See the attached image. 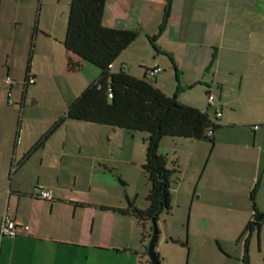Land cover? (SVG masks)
<instances>
[{
  "label": "crops",
  "instance_id": "obj_1",
  "mask_svg": "<svg viewBox=\"0 0 264 264\" xmlns=\"http://www.w3.org/2000/svg\"><path fill=\"white\" fill-rule=\"evenodd\" d=\"M69 1L0 0V220L7 215L28 226L14 238L0 236V264H140L146 253L143 231L133 215L114 210L127 209L129 203L146 207V202H138V194L131 198L129 193H119L112 174L114 157L137 165L130 152V136L122 129L65 117L68 105L99 74L98 68L68 54L63 45ZM166 3L106 0L102 21L135 31L152 21L160 25ZM161 34L170 49L160 45L159 38L152 43L147 35L141 44L136 37L114 65L149 77L165 94H175L180 102L203 111L210 107L207 93L214 95L210 117L218 107L217 130L224 139L218 143L214 131L211 147L219 154L214 168L221 172L217 186L232 195L224 178L235 174L239 200L231 198L239 206L227 212L241 222L236 241L242 239L241 253H247L252 239L260 246L264 230V0H170ZM28 36L29 68L26 71L27 58L21 73L13 56L18 42ZM37 42L40 48L35 50ZM140 46L149 52L147 61L138 59L142 70L133 71L125 52L142 58ZM39 53L43 68L37 70L33 62ZM68 55L80 64L78 70H67ZM207 64L208 73H204ZM156 67L160 71L153 72ZM167 72L176 82L171 93L164 89ZM7 75L14 84L4 81ZM44 76L55 84L43 86ZM28 78L34 82L24 83ZM195 85L204 89L206 98L181 100L180 92ZM162 139L159 151L167 152ZM196 141L201 140H173L172 162L180 175L190 165L195 147L205 152ZM184 145L185 150L179 149ZM195 164L200 168L199 160ZM204 181L209 187L208 175ZM35 185L50 190L52 197L32 196ZM198 186L195 183L194 190ZM253 188L260 225L246 230L257 213L250 200Z\"/></svg>",
  "mask_w": 264,
  "mask_h": 264
},
{
  "label": "trees",
  "instance_id": "obj_2",
  "mask_svg": "<svg viewBox=\"0 0 264 264\" xmlns=\"http://www.w3.org/2000/svg\"><path fill=\"white\" fill-rule=\"evenodd\" d=\"M105 1H69L63 45L68 54L98 68L99 74L68 105L65 117L122 129L126 134L132 131L146 133L143 139L145 159L141 165L149 182L146 207L138 208L129 203L127 209L114 210L133 215L143 234L147 231L150 236V220L157 221L160 214L171 211L172 178L180 179L178 166H174V162L168 166L166 157L159 153L160 140L172 137L213 143V133L219 128L218 117L215 114L210 117L207 111L180 102L175 94H165L145 75L138 77L121 66L115 67L118 56L136 39L138 33L132 29L104 25ZM169 5L170 0H167L159 33L166 27ZM148 39L153 43L156 35L148 36ZM29 62L30 58L26 71ZM109 64L113 67L110 68ZM66 67L68 71H76L80 64L72 61L68 55ZM24 83H28L27 79ZM60 123L61 120L55 122L52 129ZM254 191L255 188L251 191L250 200L257 212ZM146 225H149L148 230ZM252 225L256 223L248 222L246 230L251 229ZM243 260L248 264L246 252Z\"/></svg>",
  "mask_w": 264,
  "mask_h": 264
},
{
  "label": "rangeland",
  "instance_id": "obj_3",
  "mask_svg": "<svg viewBox=\"0 0 264 264\" xmlns=\"http://www.w3.org/2000/svg\"><path fill=\"white\" fill-rule=\"evenodd\" d=\"M62 7L63 5H60L59 9H62ZM44 8H46L45 5ZM66 13H68V9H66ZM47 24L49 25V23H46L41 24V26ZM141 29L137 28L136 30L138 32L137 40H140L141 44H143V40H148L147 35L155 34L157 41L159 38V44L166 49H170L171 44H168L167 41H165V35L160 37L162 34L158 32L159 24H157V22L152 21L147 24L144 29ZM55 30L56 32H59L58 22L56 23ZM145 31H149V33H146ZM30 43L31 40L29 36L21 39L18 42L16 53L13 56L16 62V68L21 73L24 72L25 62L28 58L31 47ZM39 44L40 43L37 42V48L35 50L40 48ZM140 47L142 48V58H138V55L129 53L128 51L125 52L132 61L131 66L134 67L133 71L142 70V68L137 65L138 59H141L144 62L147 61L149 52L146 46ZM32 49H34V46H32ZM33 65L37 70L43 68L40 53L38 55V60L35 59ZM1 68L4 69L3 67ZM16 68L14 67V72H16ZM205 68L202 72L208 73ZM162 74L163 73H161V75ZM163 79L164 89L168 91V93H171L176 86L174 76L172 73L167 72L164 73ZM41 84L45 86L55 84V82H53L51 78L44 76L42 77ZM179 96L183 101L188 98L192 99V101L195 99L198 100L199 96L204 99L206 98L204 89L199 85H195L188 90L184 89V92H180ZM207 112L212 116L213 107H208ZM121 131L125 133V131ZM215 132L217 134L218 143H223L224 139L220 136L219 130H216ZM129 134L127 135L131 138L130 152L132 157L136 159L137 165H131L129 162L124 161V158L114 157L116 159V168L112 170V174L119 193L122 195L129 193L131 198L135 194H138V202L144 205L146 202L145 196L149 188V182L146 174L141 168L142 164L139 165V163L145 159V143L143 142V139L146 137V133L143 131H132ZM162 140L165 144L163 146H166V149L168 150L167 152L166 150H161L159 153L164 154L168 166H172L173 151L171 148L174 147L173 140L178 139L163 137ZM196 142L204 145L205 154L200 153L195 147V149H193L194 154L192 155L191 163L190 165L184 166L180 179H178L179 181L176 180V177L172 178L170 200L171 211L169 214H160L156 221L158 233L155 242V250L159 256L161 264H245L243 260L245 253H241L242 239L236 241L239 229L237 228V225H240L241 222L231 218L229 214L231 208L239 206L235 203V199L231 198V196H238L237 199L239 200V190H235L238 182L237 178L235 177V174H233L232 177L224 178L230 186L228 191H231L232 195L225 194V191L217 186L221 180V177L218 178L219 173L221 172L218 168H214L219 160L218 151L212 149L210 142L205 140ZM186 147L188 146L184 145V148L179 147V149L185 150ZM125 154L126 150L123 149L121 155L125 156ZM195 160H199L200 168L196 167ZM179 164L181 165V161H179ZM174 166H176V164H174ZM204 166L206 168L205 174L201 177ZM207 175L210 178L209 187L206 186V182L204 181V178ZM123 182L125 184H123ZM197 182L199 184L198 189L194 190V184ZM200 192L202 195L201 197ZM232 200L234 201L233 204H231ZM125 203H127V201H125ZM227 209L229 212H227ZM146 229H149V225H146ZM143 240V244L146 246L149 240V233H147V231L144 233ZM246 254L248 264H264V230L261 235L260 246L258 245L256 238L252 239ZM148 260L147 254L144 253L140 264H149Z\"/></svg>",
  "mask_w": 264,
  "mask_h": 264
},
{
  "label": "built area",
  "instance_id": "obj_4",
  "mask_svg": "<svg viewBox=\"0 0 264 264\" xmlns=\"http://www.w3.org/2000/svg\"><path fill=\"white\" fill-rule=\"evenodd\" d=\"M110 68L113 67L112 64L108 65ZM160 70V67H156L153 69V72H158ZM152 72V73H153ZM7 84H14L15 81L10 77L6 76L4 80ZM28 83H33V78L27 79ZM208 104L210 106L214 105V95L212 93L207 94ZM9 102H12V100L9 99ZM214 114L216 117L220 115V111L218 107H215ZM258 125H253L254 128H257ZM30 194L36 198L41 199H50L52 197L50 190L43 188L42 186L35 185L32 187ZM28 229L27 225L19 224L14 218H11L7 215H4L0 220V236H7L14 238L19 234H22L26 232Z\"/></svg>",
  "mask_w": 264,
  "mask_h": 264
},
{
  "label": "water",
  "instance_id": "obj_5",
  "mask_svg": "<svg viewBox=\"0 0 264 264\" xmlns=\"http://www.w3.org/2000/svg\"><path fill=\"white\" fill-rule=\"evenodd\" d=\"M210 64H208L205 68L206 71H208ZM254 220H260V213L257 212ZM151 233L149 236V240L148 243L146 245V254L148 256L149 262L150 264H161L159 256L155 250V242H156V238H157V226H156V221L151 219Z\"/></svg>",
  "mask_w": 264,
  "mask_h": 264
},
{
  "label": "flooded vegetation",
  "instance_id": "obj_6",
  "mask_svg": "<svg viewBox=\"0 0 264 264\" xmlns=\"http://www.w3.org/2000/svg\"><path fill=\"white\" fill-rule=\"evenodd\" d=\"M253 222H255V223H256V225H255V226H257V225H260V222H258V220H254Z\"/></svg>",
  "mask_w": 264,
  "mask_h": 264
}]
</instances>
